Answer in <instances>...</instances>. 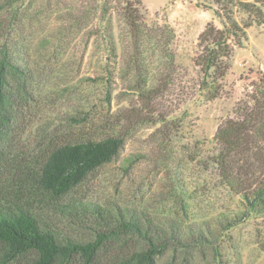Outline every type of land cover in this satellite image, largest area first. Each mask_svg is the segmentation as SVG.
I'll list each match as a JSON object with an SVG mask.
<instances>
[{
    "label": "rangeland",
    "instance_id": "rangeland-1",
    "mask_svg": "<svg viewBox=\"0 0 264 264\" xmlns=\"http://www.w3.org/2000/svg\"><path fill=\"white\" fill-rule=\"evenodd\" d=\"M58 1L29 0L23 6L29 9L24 29L11 41L14 61L31 74V99L21 104L0 142V185L18 179L22 166L36 169L64 141L119 135L124 139L119 153L49 207L83 200L136 209L162 221L176 218L179 225L210 219L220 233L214 244L169 250L157 264H264V212L249 211L243 195L223 185L218 168L210 164L219 153V126L239 117L256 84L264 90V0H226V5L217 0H109L108 16H85L82 28L68 21L63 34ZM76 1L90 8L95 0ZM246 2L254 7L240 6ZM136 9L147 26L174 33L173 65L156 46L147 43L140 52L134 46L126 17L137 15ZM215 10L234 17L245 34L242 40L230 39L229 67L216 84L203 89L201 35L212 25L223 27ZM105 27L117 45L116 55L97 44L94 32ZM48 38L52 43L41 46ZM146 65L145 83L139 68ZM215 91L209 98L207 93ZM47 212L59 229L81 238L91 235L61 211ZM226 218L239 223L226 230L220 223ZM98 261L127 264L105 254Z\"/></svg>",
    "mask_w": 264,
    "mask_h": 264
},
{
    "label": "trees",
    "instance_id": "trees-1",
    "mask_svg": "<svg viewBox=\"0 0 264 264\" xmlns=\"http://www.w3.org/2000/svg\"><path fill=\"white\" fill-rule=\"evenodd\" d=\"M217 1L223 5L229 3ZM28 2L0 0V142L14 126L21 104L31 99L28 87L31 74L28 68L14 61L10 47L14 36L24 29L23 17H28L29 9L23 10V6ZM252 4L246 2L240 6L254 7ZM58 5L59 17L63 19L58 31L62 34L68 21L82 28L83 17H106L111 10L109 0H95L90 8L79 6L76 0L71 3L59 0ZM80 10L85 12L84 16L78 14ZM136 13L130 12L126 23L131 37L136 40L134 46L138 52L148 43L156 46L173 65L172 30L166 32L167 28L163 26L149 27L141 17V11L136 9ZM215 13L223 27L212 25L201 35L204 42L200 59L204 73L203 89L216 84L229 67L234 51L230 39L242 40L245 34L234 17L225 16L219 10ZM94 33L98 34L97 44L110 48L116 55L117 45L109 36L108 28ZM50 43L52 40L48 38L41 46ZM142 62L146 64V61ZM139 70L146 83L148 75L143 72H149V67L146 65ZM148 90L152 89L149 87ZM215 94L216 91L207 93L209 98ZM249 96V101L254 102L252 106L244 100L247 106L244 109L243 105L240 106L239 117L228 119L219 126L215 136L219 153L210 158V164L218 168L223 185L243 195L249 211L262 213L264 90L256 84L255 93L249 92ZM123 143L124 139L119 135L64 141L54 146L36 169L22 166L16 173L18 179L14 178L7 186L0 185V264H99L98 260L104 254L112 261L120 259L127 264H157L158 258L169 250L214 244L220 233L210 219L179 225L176 218L162 221L136 209L119 205L110 208L83 200L49 207L79 185L90 172L111 161ZM253 180L257 181L255 186ZM49 208L61 211L75 225L90 229L91 235L81 238L59 229L47 212ZM220 223L224 229L230 230L239 221L226 218Z\"/></svg>",
    "mask_w": 264,
    "mask_h": 264
}]
</instances>
